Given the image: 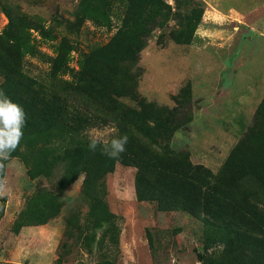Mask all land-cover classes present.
<instances>
[{
  "label": "rangeland",
  "instance_id": "rangeland-1",
  "mask_svg": "<svg viewBox=\"0 0 264 264\" xmlns=\"http://www.w3.org/2000/svg\"><path fill=\"white\" fill-rule=\"evenodd\" d=\"M134 1L0 0V48L11 49L25 73L39 77L53 76L46 60L63 55L72 69L65 76H71L88 64L94 48L116 44ZM140 1L145 13L151 7L165 13L164 23L125 63L149 114L164 111L152 124L153 154L181 153L203 165L213 175L215 194L224 184L225 163L235 157L263 182L264 0ZM122 100L140 108L138 99ZM113 129L88 134L110 139ZM28 165L11 156L0 173L10 189L0 197V264H201L197 252L209 247L217 254L224 247L205 245L204 223L188 212L139 201L135 167L116 163L105 175L102 212L81 201L82 176L65 186L63 170L30 175Z\"/></svg>",
  "mask_w": 264,
  "mask_h": 264
},
{
  "label": "trees",
  "instance_id": "trees-1",
  "mask_svg": "<svg viewBox=\"0 0 264 264\" xmlns=\"http://www.w3.org/2000/svg\"><path fill=\"white\" fill-rule=\"evenodd\" d=\"M143 4L135 0L127 7L123 27L113 39L116 44L94 48L88 64L71 76H65L72 69L63 64V55L46 60L53 76L39 77L25 73L11 49L0 48V91L26 114L24 134L12 156L29 163L30 175L63 170L65 186L82 176L81 201L102 212L107 209L105 175L116 163L135 167L139 201L151 199L161 210L188 212L204 223L205 245L224 246L217 254L208 252L209 247L197 252L201 264H264V181L246 171L244 158L225 163L227 172L238 169L230 175L223 171L219 180L224 184L215 194L213 175L203 165L191 163L181 153L153 154L152 124L164 111L160 107L158 114L150 115V104L137 93L134 77L125 73V63L133 60L149 33L165 20L163 7H151L145 13ZM123 98L138 99L140 108L133 109ZM108 125L115 126L119 136L128 137L125 152L115 159L88 148V131Z\"/></svg>",
  "mask_w": 264,
  "mask_h": 264
},
{
  "label": "clouds",
  "instance_id": "clouds-1",
  "mask_svg": "<svg viewBox=\"0 0 264 264\" xmlns=\"http://www.w3.org/2000/svg\"><path fill=\"white\" fill-rule=\"evenodd\" d=\"M26 123V114L23 108L0 91V173L5 169V162L9 161L12 154L19 147L23 137V128ZM113 132L110 139L102 135L89 133L88 148L95 153L97 149L100 154L108 158H118L126 150L127 136H119ZM10 194L7 180L0 177V197Z\"/></svg>",
  "mask_w": 264,
  "mask_h": 264
},
{
  "label": "crops",
  "instance_id": "crops-1",
  "mask_svg": "<svg viewBox=\"0 0 264 264\" xmlns=\"http://www.w3.org/2000/svg\"><path fill=\"white\" fill-rule=\"evenodd\" d=\"M261 81V76H259V82ZM264 85V84H263ZM264 87V86H263Z\"/></svg>",
  "mask_w": 264,
  "mask_h": 264
}]
</instances>
